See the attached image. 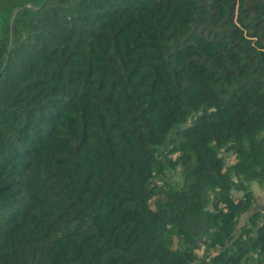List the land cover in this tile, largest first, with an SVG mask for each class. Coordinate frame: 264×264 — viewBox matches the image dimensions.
<instances>
[{"label":"trees","instance_id":"16d2710c","mask_svg":"<svg viewBox=\"0 0 264 264\" xmlns=\"http://www.w3.org/2000/svg\"><path fill=\"white\" fill-rule=\"evenodd\" d=\"M253 183L264 0H0V264H264Z\"/></svg>","mask_w":264,"mask_h":264},{"label":"rangeland","instance_id":"374dc122","mask_svg":"<svg viewBox=\"0 0 264 264\" xmlns=\"http://www.w3.org/2000/svg\"><path fill=\"white\" fill-rule=\"evenodd\" d=\"M225 162L227 164L229 163V160H228L227 157L225 158ZM171 178L174 179V180H178V177L175 176V175L174 176H171ZM250 186H251V188H253V193H254V206H255V208H258V207L261 206L262 203H264V194H263V192H261L259 190V187L256 184L253 183ZM235 195L236 196H239L240 194H235ZM243 219L244 218H242L240 222H242Z\"/></svg>","mask_w":264,"mask_h":264},{"label":"crops","instance_id":"0c3cea01","mask_svg":"<svg viewBox=\"0 0 264 264\" xmlns=\"http://www.w3.org/2000/svg\"><path fill=\"white\" fill-rule=\"evenodd\" d=\"M252 190H253V188H252ZM259 190H260L261 192H263V194H264V191H263L262 189L259 188ZM263 207H264V203H262L261 206H260L259 208L262 209Z\"/></svg>","mask_w":264,"mask_h":264}]
</instances>
